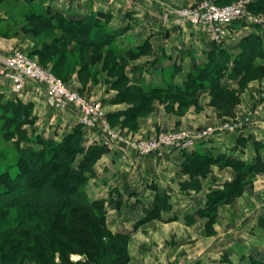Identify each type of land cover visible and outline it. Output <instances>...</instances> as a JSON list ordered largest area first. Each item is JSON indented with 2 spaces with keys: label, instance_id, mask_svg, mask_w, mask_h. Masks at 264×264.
Listing matches in <instances>:
<instances>
[{
  "label": "rangeland",
  "instance_id": "obj_1",
  "mask_svg": "<svg viewBox=\"0 0 264 264\" xmlns=\"http://www.w3.org/2000/svg\"><path fill=\"white\" fill-rule=\"evenodd\" d=\"M44 1L50 3L46 6V13L49 10L59 13L55 7L67 10L68 15L59 13L66 19L83 20L95 16L110 35L109 42L107 45L93 47L85 40H79L70 43V48L65 47L62 52L61 45L65 46L67 42L64 33L41 20L32 21L33 14L41 10ZM243 1L0 0V39L5 42L3 51L0 50V61L8 59L15 51L21 52L39 68L61 80L67 92L76 94L83 106L98 105L95 122L103 124L99 128L86 126L82 117L72 108L56 105L43 86L44 92L33 88L28 90L25 83L24 88L15 94L10 80L1 74V62L0 90H11L15 94L9 100L25 106L26 117L24 124L17 128L16 120L13 119L16 107L5 108L3 103L9 100L0 94V172L22 161L21 149L57 147L53 142H61L75 130L82 135L84 151L72 157L73 166L83 153L88 152L90 146L98 145L102 153L97 157L92 173L86 174L87 178L80 181L84 200L74 198L69 186L47 182L46 188L38 194L34 193L33 186L18 189V192L24 194L23 203L28 209H9L12 203L17 204L14 197L1 201L7 210L0 213V264L12 255L18 256V264H41L35 260L29 261V253L21 251V243L27 238L30 228L29 217L38 214L46 218L45 221L59 223L61 218L74 212L73 220L79 221L80 216L87 212L84 209L85 201L99 202L94 209L97 213H103L104 223L112 234L122 232H114L110 224L117 221L121 223L127 214L137 216L140 213L144 218L146 208L154 205L161 207L159 217H150L145 222L140 220L134 226V233L140 226L147 228V235L139 238L141 242H149L152 238L166 239L160 246L157 242L148 248L158 257L153 259L154 264H157L155 260L160 264H190L210 243L223 237L226 239L216 245L218 249L213 248L211 252L217 254V264H232L229 256L221 251L225 246L236 247L234 249L238 253L246 251L248 258L244 255L237 258L240 263L246 259L248 264H264V240L260 238L264 232V56L260 54L263 48L256 47L253 37L247 35L253 29L264 31V15L250 9L256 1L250 0L244 6L243 19L224 26L219 36L202 26L193 25L189 17L185 16V11L195 13L205 2L223 9ZM135 3L138 5L133 8L132 4ZM140 7L148 15L140 17L141 13L137 12ZM79 11L89 14L84 18L69 14ZM156 12L162 24L178 22L185 25L186 30L191 27L200 28L213 44L220 46L230 42L238 46L240 55L235 60L238 64L234 62L221 70L214 65L210 56L209 64L200 65L205 66L203 73L215 69L216 75L221 74L219 84L224 90L210 86L214 78L213 71L207 74V86H197L198 81L192 80L198 67L194 65L188 68L190 72H183L185 80L175 85L173 80L177 74L172 76L164 69L169 66L162 67L161 61L165 59L161 57L157 45L127 42V25L136 20L147 26L154 24L155 20L159 21ZM114 22L120 25L111 29L110 24ZM39 53L43 54L42 58ZM210 54L211 51L207 56ZM28 93L40 101H30L33 99L26 98ZM18 95H23V100ZM35 104H39V107H35ZM47 114V118H52L51 121L42 119ZM63 118L70 120V127L59 126ZM54 119L56 123H47ZM100 128L112 138L111 144H107L99 135ZM92 136L98 139L92 141ZM142 148L146 150V155L141 154ZM194 154L206 157L195 159ZM104 157L110 158L106 161L109 167L101 165L102 169H115L117 174L127 170L137 171V174L141 170H148L167 183L165 189L170 193L155 186L143 189L142 183L146 180L140 174L141 177L130 183L128 188L124 184L127 178L119 177L114 182L116 187L111 185L109 189H101L100 186L106 184L103 180L107 178H100L99 173V162ZM227 159L242 163L245 169L251 165L256 167L249 174H241L237 168L226 165ZM207 160H213L214 163L208 164L202 174L191 179L188 174ZM21 167L18 163L17 169ZM172 168L176 170L172 171ZM15 172L12 171V174ZM171 188L175 189L182 203H186L190 195L199 199L204 195L206 200L205 212H199V215H205L202 223L185 228L186 236L181 234L182 229L174 223L166 225L167 222H163L164 216L173 211ZM136 189L141 190L139 193H131ZM217 192H225L227 195L222 198ZM68 195L71 198L68 199ZM140 196L149 202H132L134 199L141 201L137 199ZM157 196H163V201H157ZM66 202V206L60 207L61 203ZM41 208L47 211L41 213ZM252 215L256 218L249 223ZM26 217L27 221L21 226L19 221ZM174 220L169 219L168 222ZM157 228L159 235L156 236ZM85 233H79L82 237L79 242L84 239ZM133 234L127 237V258L124 264H131L128 247ZM41 240L36 245L40 251ZM102 240H107V237ZM30 246L26 245L25 250H29ZM170 253L174 257L169 256ZM50 255L57 264H65L66 258L69 263L88 261L84 254L67 255L59 251Z\"/></svg>",
  "mask_w": 264,
  "mask_h": 264
},
{
  "label": "trees",
  "instance_id": "obj_2",
  "mask_svg": "<svg viewBox=\"0 0 264 264\" xmlns=\"http://www.w3.org/2000/svg\"><path fill=\"white\" fill-rule=\"evenodd\" d=\"M250 9L261 13L264 15V0H256ZM32 21L41 20L43 23L47 24L53 29L60 30L64 33V37L67 39L66 45H61V51L63 52L65 47L70 48L69 44L73 42H78L79 40H85L88 45L93 47H100L102 45H107L109 42L110 35L103 28L99 20L95 16L83 20H74L63 17L59 13H53L50 10L45 16L44 13L36 12L33 14ZM102 36V37H100ZM254 44L258 45V42L254 40ZM259 47L260 46H256ZM261 56H264L260 52ZM41 58L43 57L42 53H39ZM242 61V60H241ZM240 61V62H241ZM243 62V61H242ZM238 64V62H235ZM257 64V63H256ZM207 65V64H206ZM218 69H225L224 65L214 64ZM205 66H198L196 68L195 77L192 80L198 81L197 86H202L206 84L208 72H214V78L210 86L213 89L224 90L220 86L219 80L221 74H215V69H209L208 72L203 73ZM234 69V68H233ZM235 72H237L235 70ZM235 74V73H234ZM205 86V85H204ZM207 86V84H206ZM5 108H16V116H13V119L16 120V127L18 128L25 122L26 117V107L22 106L20 102H12L11 100L5 102ZM12 119V120H13ZM82 135H79V132L76 130L71 134L64 137V139L55 143V146L51 148H42V149H21V160L18 163L22 166L20 170L17 169L18 163L6 167V170L0 172V202L5 200L7 197L15 198L17 204L12 203L11 206H8L9 209H28L25 208L26 204L23 203L24 194L18 192V189L27 186H33L34 193H40L44 190L45 184L48 182H57L64 186H69L72 192V196L77 200L83 199L84 195L81 188L80 181L87 178L86 174L92 173L93 165L97 157L102 153L101 148L98 145L90 146L88 152L83 153V155L77 159L76 165L73 166L72 158L77 152L84 151V147L81 144ZM41 142V141H40ZM40 142L37 144L39 145ZM36 144L35 142H33ZM44 144V143H42ZM23 151V152H22ZM93 154L95 156H93ZM195 159L205 158V155L194 154ZM260 162V161H259ZM205 164H201L193 172H190L188 175L191 179L202 174L203 170L206 169L208 164L214 163L212 160L204 161ZM226 165H231L241 172V174H249L253 172L255 167L253 165L249 168H242L244 165L240 162L234 160H226ZM16 165V166H15ZM16 170L14 174L12 171ZM22 171V172H21ZM53 185V183H51ZM218 196L222 198L227 195L224 193H218ZM36 195V194H35ZM68 199L71 198L70 195L66 196ZM219 197V198H221ZM66 198V199H67ZM157 201L164 199L163 196H157ZM2 203V202H1ZM99 202H87L85 201L86 208L85 214L81 215L78 220L74 219V212L67 214L66 217L61 218L59 223H51L52 220L45 221L46 218H42L38 214L31 215L29 219L31 220L29 232H27V238L22 241L21 251L22 253H29L28 255L30 260H35L41 264H57L50 254L58 253L59 251L69 254H84L87 256V262H76L69 263L68 258H66L65 264H114L118 262L119 264H124L127 258V243H128V234L124 233H109L107 227L104 223L103 213H97L95 211V205ZM0 205V213L5 209ZM63 207L67 205V202L61 203ZM44 209V208H43ZM42 211H47L43 210ZM83 209V210H84ZM7 210V209H6ZM43 212V213H44ZM161 212V207L154 205L152 208L145 209V217L141 219V222H145L150 217H159ZM49 213V212H48ZM27 221L24 218L23 221H19V224L22 226ZM79 222V224H76ZM43 223V224H42ZM80 232H86L84 239L79 242L82 238L80 237ZM104 237H107V240H102ZM41 240V251L36 248L38 241ZM29 250H25L26 245H30ZM37 249V250H36ZM26 253V254H27ZM18 256H8L7 260L4 261L10 262L12 264H18ZM17 261V262H16ZM16 262V263H14Z\"/></svg>",
  "mask_w": 264,
  "mask_h": 264
},
{
  "label": "crops",
  "instance_id": "obj_3",
  "mask_svg": "<svg viewBox=\"0 0 264 264\" xmlns=\"http://www.w3.org/2000/svg\"><path fill=\"white\" fill-rule=\"evenodd\" d=\"M48 5H50V3H47L46 1H44V4L41 8V10L39 11V13H44L45 16H48L46 11V6L48 7ZM52 5V4H51ZM133 8H136L138 4H132ZM33 6V5H32ZM55 10L59 11V13H63L65 15H68L67 10H60L57 9L56 7L54 8ZM141 9V10H140ZM140 9L137 12H140L141 15L140 17H143L145 15H148V12H146L143 8L140 7ZM152 12V10L150 11ZM55 13V12H53ZM70 15H75V17H86L89 12L86 11H79V12H73V14H71V12L69 13ZM151 16L152 14L149 13ZM159 13L156 12V15L158 17L157 21L155 20L154 24H150L149 26H147L146 23L142 24V22L140 20H136L134 23L127 25V34L125 35V38L127 39V42H131L134 44L137 43H145L148 42L149 44H155L157 45V47L159 48V52H161V57H163L165 60L161 61V65L163 66H169L164 68L166 70L167 73H169L170 75L174 76V74H177V76L175 75L174 77V84H178L180 85L181 82L183 80H185V75H183V72L188 73L190 71H188V68L191 65L194 66H200V65H206L209 64V57L212 56L211 61L215 64H220V65H231L235 62L236 59H238V56L240 55L239 53V49L238 46L236 45H231L232 43L228 42L225 44H222L220 46H218L217 44H213L209 38V36L200 28H190L188 30H186V26L183 24H177L178 22L176 21V17H175V21L177 22L176 24H162L160 23L161 17L160 15H158ZM71 17V16H70ZM74 17V16H72ZM153 17V16H152ZM75 19V18H73ZM78 19V18H76ZM82 19V18H81ZM143 21V20H142ZM145 21V20H144ZM113 25V26H112ZM120 25L118 22H114L111 23V29H114L115 26ZM124 28V26H122ZM190 27V26H189ZM244 30V29H242ZM243 33V32H241ZM250 37H253L254 40H256L258 42V45L260 46L259 49L263 48L264 51V31H261L260 29H253L249 34ZM1 38V37H0ZM2 39H0V50H2V47L4 46L5 42H1ZM7 44V43H6ZM257 45V46H258ZM3 51V50H2ZM211 51V54L207 56L208 52ZM238 51V52H237ZM262 51V52H263ZM261 52V53H262ZM264 54V52H263ZM1 59V58H0ZM3 61H0V64ZM233 69V68H232ZM183 70V71H182ZM184 73V74H185ZM229 76H231V74H229ZM161 86V85H158ZM26 88L29 90V88H33V90H38V91H42L44 92V89L42 86L34 83V82H27V86ZM14 92V91H13ZM11 93V94H10ZM0 94L4 97L5 100H9L12 97H15V94H17L15 92V94H13L11 92V90H0ZM22 100H23V95H18ZM7 98V99H6ZM26 98L28 99H33L30 101H34V102H38L40 101V99H36L38 97H35L33 94L26 96ZM7 102V101H6ZM4 104V103H3ZM35 107H39V104H35ZM74 111V110H73ZM45 113V111H44ZM43 115V114H42ZM47 115L42 116V119L44 120H49L51 121L52 118H47ZM55 120V121H54ZM53 122H47L48 124L52 125L54 123H56V119H54ZM46 123V124H47ZM58 124V123H57ZM70 120L69 119H64L61 121L60 123V127L61 128H67L70 127ZM95 139H98V137L92 136V141H94ZM91 141V142H92ZM110 160L109 157L107 158H103L100 160L99 162V173H101L100 178L103 179V177L107 176L106 180H103V183H106L105 185H101V189L103 188H110L111 185H113V187H116L114 185V182L116 181L117 178L119 177H124L127 178V180H125L124 184L125 187H130V183H132L135 180H138L139 177H143L142 179H145L146 181H143L144 183H142V187L143 189H150L153 186L157 187L158 189H161V191H166L169 192V190L165 189V185H167V183H165L163 180H161L160 178H158L159 175H152L154 173H149L148 170L146 172H143V170H141L140 172L137 171L136 172H129L127 171H122L119 172V174H117V170L113 169V171H109L107 169H102L101 165L103 167H109V164H107L106 161ZM172 171H175L176 168H172ZM99 176V174H98ZM101 179V180H102ZM139 182V181H137ZM102 183V184H103ZM171 187H173L171 185ZM172 190V200L171 203L173 205V211L164 216V221L163 222H167V224L170 225V223H174L176 226H178L180 229H182L181 234L183 235H187V232L184 231L185 228H188L189 226H193V225H199L200 223H202V219L203 216L205 217V215H199L200 213H204L205 212V199H204V195L203 197L200 195V197H202V199L197 198L195 196H191L188 198L186 203H182L178 200L177 196H176V191L174 188H171ZM141 190V189H140ZM139 189H136L135 191H131V193H137L138 191H140ZM139 193V192H138ZM170 193V192H169ZM143 196L138 197L137 199H140L141 201H137L136 199H134L132 202L136 203V204H147L149 201L146 198H142ZM169 217V219H175L172 222H168L169 219H167ZM172 217V218H170ZM143 218L142 214H137V216L132 215V214H127V217L120 223V222H114V224H110L111 229L114 232H127V234L131 235L135 232V228L134 226L136 225V223H138L141 219ZM255 215H252V220L249 221V223H251L254 220ZM116 221V220H115ZM137 228V227H136ZM158 229L155 233V235L157 236L158 233ZM160 231V230H159ZM147 235V228L145 227H139L136 231V233H134L132 242H131V246L129 245V256H130V261L131 264H154L153 259H158L157 255L154 254L151 249L148 250V248H151L155 243L158 242V246H160V244H163L164 241L166 239L162 238V239H151L149 242H141L139 241V238L141 236ZM191 237H193L192 235H189ZM188 236V237H189ZM260 238L262 240H264V232L261 233ZM226 238H220L219 240H216L213 243H210V245H208L206 249H204L202 252H200L199 254L196 255V258H194V260H192L190 262V264H217L218 263V256L217 254L214 255L211 252L213 251V248L216 250L217 248V244L221 243L223 240H225ZM139 241V242H138ZM236 248V247H234ZM231 247H223L221 249L222 253L226 254L227 256H229V260L232 264H248L247 260L245 259V261H243L244 263H240L239 259L241 256L248 258L247 255H245V252H241L238 253L237 249H234ZM214 250V251H215ZM238 253V254H237ZM171 257H174L173 254H168ZM157 262V264L159 263L157 260H155ZM160 264V263H159Z\"/></svg>",
  "mask_w": 264,
  "mask_h": 264
},
{
  "label": "built area",
  "instance_id": "obj_4",
  "mask_svg": "<svg viewBox=\"0 0 264 264\" xmlns=\"http://www.w3.org/2000/svg\"><path fill=\"white\" fill-rule=\"evenodd\" d=\"M250 0H245L239 4L226 6L223 9L217 8L211 2H205L201 4L199 10L195 13L185 11V16H188L190 22L196 26H202L209 30V32L219 36L222 33L224 26L230 24L233 21L243 19L244 6L249 4ZM217 38V37H216ZM3 70L1 74L9 79L12 83L14 92L18 93L23 88L25 83L29 80L43 86L50 96L51 100L58 106H69L76 111L81 117L82 122L88 127H102L96 120V115L99 110V106L95 104H89L83 106L81 99L67 92L63 82L53 75L45 72L38 65L29 60L24 54L19 51H15L8 59L3 61ZM99 135L107 143L111 144L112 138L100 128ZM142 148V155H146Z\"/></svg>",
  "mask_w": 264,
  "mask_h": 264
}]
</instances>
